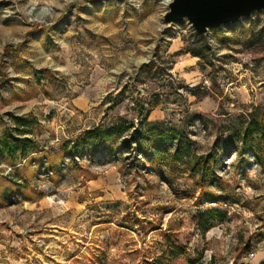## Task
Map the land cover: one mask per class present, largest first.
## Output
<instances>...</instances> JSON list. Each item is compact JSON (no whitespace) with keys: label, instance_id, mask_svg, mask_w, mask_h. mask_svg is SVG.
<instances>
[{"label":"rangeland","instance_id":"1","mask_svg":"<svg viewBox=\"0 0 264 264\" xmlns=\"http://www.w3.org/2000/svg\"><path fill=\"white\" fill-rule=\"evenodd\" d=\"M170 1L0 0V139H30L0 151V264L264 262V142L235 137L264 107V11L199 33ZM113 123L150 141L72 149Z\"/></svg>","mask_w":264,"mask_h":264},{"label":"trees","instance_id":"2","mask_svg":"<svg viewBox=\"0 0 264 264\" xmlns=\"http://www.w3.org/2000/svg\"><path fill=\"white\" fill-rule=\"evenodd\" d=\"M9 48H11L9 46ZM252 113V118L247 121L242 127L236 130L235 137L243 144L244 147L252 148L256 153H259V147L264 142V107L257 108ZM16 124L19 125L22 122V118L17 117L14 119ZM133 124L123 126L121 124H101L94 126L90 129L83 131V133L75 141H73L72 149L76 152L82 150H89L93 142H106L121 137L126 131L133 130L130 133L129 141L135 140L139 142H148L149 138L145 137L141 129L134 128ZM30 139L27 137H12L5 135L0 139L1 146L0 151L6 150L11 156H15L19 151L22 156L28 155ZM174 144V150L172 156L176 160H183L186 166L191 167L192 172H198L197 162L191 161V146L184 141L182 137H175L171 133H162L160 140L155 142L154 152L156 156L163 153L162 146L168 143ZM186 158V159H185ZM201 173V170H199ZM184 251L178 252L182 254ZM261 264H264L261 263Z\"/></svg>","mask_w":264,"mask_h":264},{"label":"water","instance_id":"3","mask_svg":"<svg viewBox=\"0 0 264 264\" xmlns=\"http://www.w3.org/2000/svg\"><path fill=\"white\" fill-rule=\"evenodd\" d=\"M261 10L264 0H171L164 20L170 24L187 18L197 32L206 33Z\"/></svg>","mask_w":264,"mask_h":264}]
</instances>
